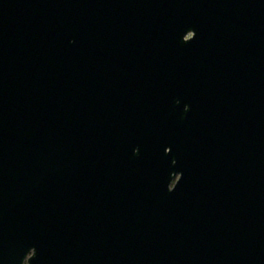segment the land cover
<instances>
[{
    "label": "water",
    "instance_id": "95a60500",
    "mask_svg": "<svg viewBox=\"0 0 264 264\" xmlns=\"http://www.w3.org/2000/svg\"><path fill=\"white\" fill-rule=\"evenodd\" d=\"M0 264H264V0H0Z\"/></svg>",
    "mask_w": 264,
    "mask_h": 264
}]
</instances>
